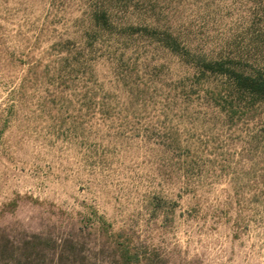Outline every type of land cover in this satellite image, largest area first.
<instances>
[{
  "label": "rangeland",
  "instance_id": "obj_1",
  "mask_svg": "<svg viewBox=\"0 0 264 264\" xmlns=\"http://www.w3.org/2000/svg\"><path fill=\"white\" fill-rule=\"evenodd\" d=\"M215 61L264 71V0H0V264H264V100Z\"/></svg>",
  "mask_w": 264,
  "mask_h": 264
},
{
  "label": "trees",
  "instance_id": "obj_2",
  "mask_svg": "<svg viewBox=\"0 0 264 264\" xmlns=\"http://www.w3.org/2000/svg\"><path fill=\"white\" fill-rule=\"evenodd\" d=\"M103 16V15H102ZM104 17V16H103ZM203 68L209 71L226 74L233 82L239 94L247 93L252 97L264 100V71L255 69L252 74H244L228 66L224 61L204 62ZM118 264H135L138 262L137 252H133L130 247L121 243L116 245Z\"/></svg>",
  "mask_w": 264,
  "mask_h": 264
}]
</instances>
